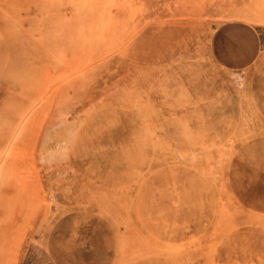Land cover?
I'll list each match as a JSON object with an SVG mask.
<instances>
[{
  "label": "rangeland",
  "instance_id": "374dc122",
  "mask_svg": "<svg viewBox=\"0 0 264 264\" xmlns=\"http://www.w3.org/2000/svg\"><path fill=\"white\" fill-rule=\"evenodd\" d=\"M0 264H264V0H0Z\"/></svg>",
  "mask_w": 264,
  "mask_h": 264
},
{
  "label": "bare ground",
  "instance_id": "6f19581e",
  "mask_svg": "<svg viewBox=\"0 0 264 264\" xmlns=\"http://www.w3.org/2000/svg\"><path fill=\"white\" fill-rule=\"evenodd\" d=\"M70 16H72L71 14H70ZM62 27V24L61 23H57V25L55 26V28L53 29V30H50L49 31V33H48V35H49V38H53V39H55L57 36H58V34H59V32H60V28ZM23 40V39H22ZM42 42V41H41ZM19 44H20V41H19ZM19 46H21V45H19ZM24 46V45H23ZM25 48V47H24ZM22 49V48H21ZM23 51V50H22ZM5 58H6V56H5ZM7 59V58H6ZM22 69V68H21ZM15 70V69H14ZM17 71V70H16ZM12 73V72H11ZM23 74H24V72H22ZM10 76V75H9ZM13 77V76H12ZM26 82V81H25ZM25 84V83H24ZM21 85V84H20ZM26 86V85H25ZM29 89V88H28ZM25 90V89H24ZM32 91V90H31ZM30 91V92H31ZM19 92V91H18ZM22 94V93H21ZM9 104V103H8ZM26 105V104H25ZM41 105V104H40ZM39 105V106H40ZM14 109V108H13ZM25 110V109H24ZM14 111V110H13ZM27 112V111H26ZM17 113V112H16ZM28 113H29V111H28ZM21 115H22V113H21ZM22 126V125H21ZM16 132V131H15ZM16 135V134H15ZM15 152V151H14ZM17 154V153H16ZM9 155V154H8ZM13 157V156H12ZM26 157V159H27V156H25ZM24 157V158H25ZM14 158V157H13ZM17 158H19V156L17 155L16 156V159ZM17 164V163H16ZM13 165V164H12ZM14 166V165H13ZM17 166H19V165H17ZM16 166V167H17ZM11 167V166H10ZM199 167V166H198ZM210 182H211V180H210ZM230 191V190H229ZM228 194V193H227ZM229 195V194H228ZM233 198V197H232ZM169 222H171V221H169Z\"/></svg>",
  "mask_w": 264,
  "mask_h": 264
}]
</instances>
